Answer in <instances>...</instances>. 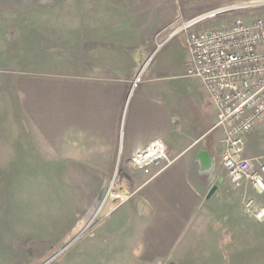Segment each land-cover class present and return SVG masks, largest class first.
Returning <instances> with one entry per match:
<instances>
[{
  "label": "crops",
  "instance_id": "crops-1",
  "mask_svg": "<svg viewBox=\"0 0 264 264\" xmlns=\"http://www.w3.org/2000/svg\"><path fill=\"white\" fill-rule=\"evenodd\" d=\"M228 1L39 0L29 8L40 18L25 29L47 31L37 57L55 63L11 74L6 89L31 117L41 156L73 173L110 175L128 191L110 199L103 264L208 262L240 236L243 192L219 160L216 109L185 74L187 34ZM234 11L231 20L246 15ZM139 72L143 81L131 90ZM176 76L192 88L176 89ZM154 142L169 163L137 164ZM244 155L264 163V119L247 134ZM251 198L264 209V193Z\"/></svg>",
  "mask_w": 264,
  "mask_h": 264
},
{
  "label": "rangeland",
  "instance_id": "rangeland-1",
  "mask_svg": "<svg viewBox=\"0 0 264 264\" xmlns=\"http://www.w3.org/2000/svg\"><path fill=\"white\" fill-rule=\"evenodd\" d=\"M251 1L230 0L223 7ZM38 3L0 0V264H103L105 244L111 245L112 232L105 225L110 199L128 191L115 188L110 175L73 173L57 166L55 158L41 156L31 117L19 109L18 93L6 89L11 74L22 78L40 63L44 71L55 63L46 55L41 61L35 51L47 31L24 27L40 18L28 12ZM234 12L208 14L200 29L229 26ZM175 79L176 89L192 88L191 82ZM241 189L240 236L233 247L193 264H264V218L256 219L245 205L256 192L247 185Z\"/></svg>",
  "mask_w": 264,
  "mask_h": 264
},
{
  "label": "built area",
  "instance_id": "built-area-1",
  "mask_svg": "<svg viewBox=\"0 0 264 264\" xmlns=\"http://www.w3.org/2000/svg\"><path fill=\"white\" fill-rule=\"evenodd\" d=\"M244 10L226 27L189 32L186 48L189 62L185 74L196 77L216 109L213 130L220 132L216 149L229 181L235 187L249 186L264 193V163L244 155L245 139L253 127L264 119V0L232 3L219 10ZM143 81L141 72L130 81L137 89ZM151 162L169 163L161 142H154L137 156ZM142 165V164H141ZM249 214L264 218V209L252 199L245 202Z\"/></svg>",
  "mask_w": 264,
  "mask_h": 264
},
{
  "label": "bare ground",
  "instance_id": "bare-ground-1",
  "mask_svg": "<svg viewBox=\"0 0 264 264\" xmlns=\"http://www.w3.org/2000/svg\"><path fill=\"white\" fill-rule=\"evenodd\" d=\"M137 160L140 161L142 165H146L151 162L149 157L143 155L137 156Z\"/></svg>",
  "mask_w": 264,
  "mask_h": 264
}]
</instances>
